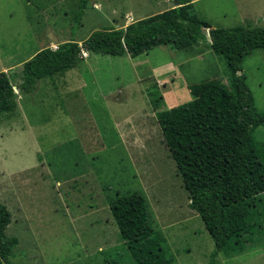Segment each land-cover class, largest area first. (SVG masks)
<instances>
[{"label": "rangeland", "instance_id": "rangeland-1", "mask_svg": "<svg viewBox=\"0 0 264 264\" xmlns=\"http://www.w3.org/2000/svg\"><path fill=\"white\" fill-rule=\"evenodd\" d=\"M81 1L0 0V72L7 71L15 84L23 64L43 48L67 41L83 44L95 31L125 28L133 20L179 6V0H87L81 17ZM193 3V12L213 29L264 28V0ZM83 56L78 67L41 80L31 94H19L14 113L0 117V204L12 215L7 235L19 239L13 257L4 264H137L120 239L110 200L117 194L141 193L151 212L155 205L185 207L181 178L170 175V167L148 154H141L144 162H136L116 142V132L133 123L129 118L141 109H151L147 93L152 90H160L165 109L175 103L172 90L181 105L192 100L190 85L218 80L229 87L231 77L224 58L209 42L185 50L160 46L137 57L157 69L145 70L143 76L135 65L137 58L131 60L130 55L84 51ZM240 74L255 107L264 113V49L245 57ZM170 84L172 90L167 88ZM156 111L158 115L162 107ZM152 120H145L148 125L141 122V127L156 129L160 137L157 117ZM253 134L264 146V126ZM148 171L157 173L156 184L149 189L142 175ZM158 173L170 176L158 180ZM74 179L82 185L79 194L71 189ZM260 211L263 227L254 221L249 235L259 241L247 244L241 255L228 259L219 253L213 259L214 241L198 216L186 223L195 229L193 237L173 235L168 242L159 234L166 259L172 264H264ZM151 222L161 225L153 217Z\"/></svg>", "mask_w": 264, "mask_h": 264}, {"label": "trees", "instance_id": "trees-1", "mask_svg": "<svg viewBox=\"0 0 264 264\" xmlns=\"http://www.w3.org/2000/svg\"><path fill=\"white\" fill-rule=\"evenodd\" d=\"M86 3L81 1V17ZM178 4L125 28L95 31L83 44L67 41L57 48H43L23 64L17 76L20 82L15 84L8 73L0 72V117L14 113L19 94H31L41 80L78 67L84 51L135 59L160 46L185 50L209 42L226 62L231 74L229 87L218 80L192 84L188 87L192 100L172 109H163L160 90H152L148 96L153 108L162 107L157 121L188 192L190 207L214 241L212 258L219 253L234 257L246 252L247 244L259 241L249 236L256 226L252 223L258 221L263 227L264 146L253 133L264 126V113L255 107L240 73L245 57L264 49V28L213 29L193 12L191 0H179ZM109 206L120 239L137 264H172L166 259L163 238L154 235L145 196L118 195ZM11 221V212L0 204V264L8 263L19 244L17 237L6 233Z\"/></svg>", "mask_w": 264, "mask_h": 264}, {"label": "crops", "instance_id": "crops-1", "mask_svg": "<svg viewBox=\"0 0 264 264\" xmlns=\"http://www.w3.org/2000/svg\"><path fill=\"white\" fill-rule=\"evenodd\" d=\"M191 1L193 3L195 0H191ZM135 21L136 20H133V21L129 22L127 25H129ZM131 60H136V58L134 59L131 57ZM135 65H136L137 69H139L142 72L141 73L142 76H143V74H146L145 70L157 72L156 68L152 69V66L148 63V60H146V58H144V59L137 58ZM166 66L169 67V64H167ZM6 73H7V71H6ZM172 75H173V73H171V75L168 74V75H164L163 77H159V78L164 80V79H166ZM141 81H143V80H141ZM170 86H171V88H170ZM170 86L167 88L172 90L174 85L170 84ZM16 92L19 94V91L17 89H16ZM171 94L175 97V99H174L175 103L173 105H170V107H165L167 109L175 108V107L179 106V104H180L178 94L173 90L171 91ZM147 97H148V100L150 101L148 93H147ZM149 103L151 104V102H149ZM165 106H166V101H165ZM140 111H143L145 114L140 116ZM140 111L137 114H134L129 118V120L133 119V121H132L133 123H131V121H129L128 125H126L123 128L120 127L119 131L116 132V136H117L116 142L121 143L125 147L126 151L131 152L132 156H133L134 160H136V162H138V163L144 162L145 161L144 158H143V160H141V154H143V155L148 154L150 157H153V159L157 158L158 161L163 162L168 167H170V170H171L170 175H177V177L181 178V176L178 172V169L176 167V164H175L173 158L171 157L170 151L164 142L163 133H161V136L159 137L156 129H152L151 127H145V128L141 127L144 125H148L147 121H149V122L153 121L152 120L153 116L155 118L157 117L156 109L153 108V106L151 104V109H144V110L141 109ZM149 117H150V119H148ZM144 118H146V119H144ZM141 119L143 121H141ZM145 120H147V121H145ZM138 122H139V124H138ZM141 122L144 125H142ZM107 133L108 132H106V134ZM156 174L157 173H153L151 171H148V172L142 174L144 181L146 183V188L149 189L151 186H155V184H156L155 179L157 177V176H155ZM158 174L160 175L158 180H161L163 178L170 176V175L165 176V175H162L160 173H158ZM74 178H76V177H74ZM145 178H146V180H145ZM89 181H91L93 183V179L90 177H89ZM77 182H78V179H74L73 184L71 185V183H70V185L72 186L71 189L75 193L79 194L81 191L82 185L80 183L77 184ZM89 187H91V186L89 185ZM179 187H180V190L182 191L181 193L184 197L183 203H184L185 207H183L182 205H179V206L175 205V206L169 207L168 209H163L162 207H158L159 205H155L153 207L152 212H151L148 198L143 194V196H145V198L148 202L149 211H150V221H151V217H153V219L156 220V222L161 223V225H160L161 228L157 229L160 226L154 227L152 225V222H151V225L154 227L155 233L161 234L165 238V240L168 242H169V238L172 239L173 235L193 237L192 233L195 229H192L189 226H186V223H188L189 220H193V219L198 220L200 217L190 207V199L188 196V192L184 186L182 178L180 180ZM139 194H141V193H139ZM118 195L119 194H117L116 196H118ZM109 204H110V202H109ZM181 211H182V213H181ZM105 231L106 230H104L103 232H105ZM6 233H7V230H6ZM194 236L197 237V236H199V234L195 233ZM9 237H13V236H9ZM236 256H239V255H236ZM236 256H234V257H236ZM234 257H228V259L234 258Z\"/></svg>", "mask_w": 264, "mask_h": 264}, {"label": "water", "instance_id": "water-1", "mask_svg": "<svg viewBox=\"0 0 264 264\" xmlns=\"http://www.w3.org/2000/svg\"><path fill=\"white\" fill-rule=\"evenodd\" d=\"M178 2V1H177ZM178 4V3H177Z\"/></svg>", "mask_w": 264, "mask_h": 264}]
</instances>
